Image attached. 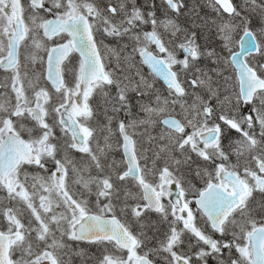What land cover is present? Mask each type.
<instances>
[{
    "label": "snow or ice",
    "instance_id": "6c2138e0",
    "mask_svg": "<svg viewBox=\"0 0 264 264\" xmlns=\"http://www.w3.org/2000/svg\"><path fill=\"white\" fill-rule=\"evenodd\" d=\"M77 261L264 264V0H0V264Z\"/></svg>",
    "mask_w": 264,
    "mask_h": 264
},
{
    "label": "flooded vegetation",
    "instance_id": "af4514ba",
    "mask_svg": "<svg viewBox=\"0 0 264 264\" xmlns=\"http://www.w3.org/2000/svg\"><path fill=\"white\" fill-rule=\"evenodd\" d=\"M145 71H147V69H145ZM77 264H79V262L77 261Z\"/></svg>",
    "mask_w": 264,
    "mask_h": 264
}]
</instances>
